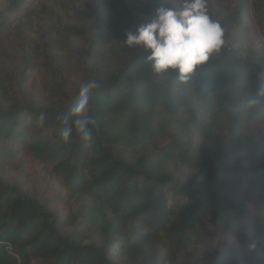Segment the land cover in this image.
<instances>
[{"label":"trees","instance_id":"1","mask_svg":"<svg viewBox=\"0 0 264 264\" xmlns=\"http://www.w3.org/2000/svg\"><path fill=\"white\" fill-rule=\"evenodd\" d=\"M89 4L0 0V32L47 18L88 46L82 57L100 85L87 110L98 125L90 147L75 134L68 144L60 139L58 117L80 87L50 106L0 110V172L57 179L67 208L54 214L0 175V264H264V99L245 107L264 86V52L224 35L222 49L187 82L172 71L155 75L143 48L123 44L130 16L153 19L160 7H179ZM257 27L264 38V23ZM186 173L189 180L176 176ZM212 237L218 255L195 258L191 249ZM253 239L258 246L249 252Z\"/></svg>","mask_w":264,"mask_h":264},{"label":"rangeland","instance_id":"2","mask_svg":"<svg viewBox=\"0 0 264 264\" xmlns=\"http://www.w3.org/2000/svg\"><path fill=\"white\" fill-rule=\"evenodd\" d=\"M88 1L93 7L99 0ZM172 2L180 7L182 0ZM207 7L209 15L220 22L224 35L236 37L245 44L251 42L264 52V38L257 27L258 21L264 23V0H207ZM80 12L79 9V15ZM81 15L84 21L85 14ZM130 18L132 31L152 20L142 11L132 13ZM87 47L60 33L51 21L42 17L26 18L10 30L0 32V110L23 102L50 106L79 88L90 79L88 71L92 62L90 58L82 57V50ZM258 131L264 139V126L258 127ZM0 175L6 183L18 187L29 197L48 202L54 214L67 213L60 199L63 188L57 179L34 174L12 175L6 170ZM176 176L189 180L192 174L186 173L185 178L182 174ZM209 229L212 231L211 227ZM191 253L198 260L212 261L218 255L214 238L205 239L193 247ZM31 264L46 263L33 261Z\"/></svg>","mask_w":264,"mask_h":264},{"label":"clouds","instance_id":"3","mask_svg":"<svg viewBox=\"0 0 264 264\" xmlns=\"http://www.w3.org/2000/svg\"><path fill=\"white\" fill-rule=\"evenodd\" d=\"M123 44L130 49L143 48L155 75L172 71L181 82H187L198 67L222 49L225 39L220 22L209 15L207 0H182L178 9L160 7L149 23L139 25L135 31H127ZM99 86L95 79L82 83L77 102L70 111L58 117L60 139L64 144L70 143L74 134L84 147L94 143L98 125L87 110L90 95ZM262 99L264 86L255 97L246 100L245 107L254 108ZM45 119L46 113L41 112L37 123L43 126ZM257 246L256 239L246 243L249 252H255Z\"/></svg>","mask_w":264,"mask_h":264}]
</instances>
